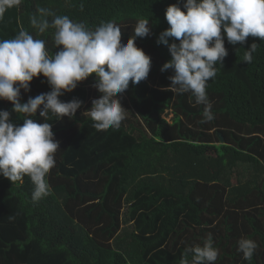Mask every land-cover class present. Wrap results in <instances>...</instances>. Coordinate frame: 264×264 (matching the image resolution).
Here are the masks:
<instances>
[{"label": "trees", "instance_id": "trees-1", "mask_svg": "<svg viewBox=\"0 0 264 264\" xmlns=\"http://www.w3.org/2000/svg\"><path fill=\"white\" fill-rule=\"evenodd\" d=\"M170 4L184 10L183 0H22L5 12L0 40L23 28L43 39L50 54L62 46L54 47L55 29L41 34L32 27L39 8L93 30L115 22L121 43L149 19L151 34L135 43L151 68L119 94L125 119L118 129L92 126L88 109L100 96L95 74L59 97L82 104L71 119L48 115L59 141L56 165L45 177L50 194L34 203L28 176L20 183L0 175V264H182L185 248L202 246L209 234L219 250L215 264H264V40L250 36L232 45L225 37L227 56L206 88L214 119L201 123L204 105L191 93L168 90L173 70L160 71L171 58L157 43L169 27ZM253 42L257 51L247 64L242 60ZM50 90L41 74L20 99ZM0 110L16 125L28 118L3 99ZM39 111L30 118L42 123ZM240 238L258 245L250 262L238 250Z\"/></svg>", "mask_w": 264, "mask_h": 264}, {"label": "clouds", "instance_id": "clouds-1", "mask_svg": "<svg viewBox=\"0 0 264 264\" xmlns=\"http://www.w3.org/2000/svg\"><path fill=\"white\" fill-rule=\"evenodd\" d=\"M21 3L22 0H0V20L7 10ZM183 9L178 4L165 9L169 27L159 34L157 43L167 46L171 58L160 71L173 70L168 90L191 93L195 104L204 105L201 123H207L214 114L206 88L217 74V63L222 66L227 56L225 37L232 45L244 44L250 36L264 40V0H183ZM37 11L39 17L33 15L30 23L41 34L55 29L54 47L62 46L55 54L49 53L43 39H35L23 28L13 39L0 40V99L11 102L13 112L28 117L22 125H16L8 110H0V175L20 183L28 176L35 186L31 196L34 203L50 194L45 177L55 167L59 149L48 115L71 119L82 104L79 99L63 102L59 97L95 74L93 86L100 96L88 109L92 126L105 132L118 129L125 119L119 94L128 89L130 82L136 85L145 80L151 68V58L135 43L137 37L151 34L149 19L139 20L133 35L121 43L122 30L115 22H103L93 30L66 15H54L45 8ZM48 16L53 17L51 22ZM169 38L174 41L170 43ZM257 47V43H251L242 61L251 63ZM41 74L51 90L22 102L21 89L28 92L30 81ZM38 109L44 118L42 123L30 118ZM257 247L252 239L238 240V250L246 261L252 260ZM189 253L190 264H215L219 250L209 234L202 246L185 248L182 264H189Z\"/></svg>", "mask_w": 264, "mask_h": 264}, {"label": "water", "instance_id": "water-1", "mask_svg": "<svg viewBox=\"0 0 264 264\" xmlns=\"http://www.w3.org/2000/svg\"><path fill=\"white\" fill-rule=\"evenodd\" d=\"M219 136H220V141L223 142V138H222V136L220 135V133H219Z\"/></svg>", "mask_w": 264, "mask_h": 264}]
</instances>
